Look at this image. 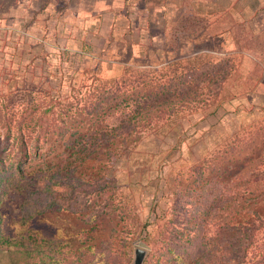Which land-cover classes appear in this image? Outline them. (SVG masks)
Returning <instances> with one entry per match:
<instances>
[{
	"label": "rangeland",
	"instance_id": "obj_1",
	"mask_svg": "<svg viewBox=\"0 0 264 264\" xmlns=\"http://www.w3.org/2000/svg\"><path fill=\"white\" fill-rule=\"evenodd\" d=\"M76 1L0 0V264H134L137 247L142 264H172L150 222L169 218L173 190L200 201L213 165L235 177L264 170V0H127L159 37L137 50L115 41L104 56ZM114 81L176 92L172 108L149 114L166 122L140 129L111 163L101 149L68 165L97 116L100 125L122 117L90 112ZM195 84L204 92L189 108ZM26 127L36 150L27 178L15 156ZM23 235L26 250L7 240Z\"/></svg>",
	"mask_w": 264,
	"mask_h": 264
},
{
	"label": "trees",
	"instance_id": "obj_2",
	"mask_svg": "<svg viewBox=\"0 0 264 264\" xmlns=\"http://www.w3.org/2000/svg\"><path fill=\"white\" fill-rule=\"evenodd\" d=\"M193 82L194 79H190V83ZM140 84L143 82H133L131 89H124L122 81H114L108 92L105 83L104 88L108 95L105 92L99 101H91L93 109L90 112H96L97 116L101 110L108 113L121 110L122 117L117 122L103 121L104 124L100 125L102 122L97 116L93 121L95 132L87 138L75 140L70 145L73 149L67 151L68 165L77 161L82 163L87 157L93 161L100 156L97 151L101 149L107 151V160L111 163L125 149L142 140V135L138 133L140 129L161 126L166 122L149 114L165 112L172 108L171 98L176 96V92L170 93V89L164 85L159 89L153 83H144L142 87ZM201 92L198 85H191L184 92L185 96L191 99L185 106L195 108L193 102ZM203 97L212 100L210 93H205ZM177 110L176 108L173 112ZM100 129L103 131L100 132ZM31 143L26 127V147L15 154L18 155L20 172H23L22 166L26 163V178L30 173L28 166L33 164L35 159L36 150H33L34 145ZM78 145L80 147L75 149L74 146ZM92 146L93 149L86 150ZM2 158L0 155V160ZM8 158H4V161ZM211 173L213 176L206 177V182L204 181L206 193L202 194V200L193 201L186 195L187 189L180 187L176 191L173 190L169 218L162 221L160 215L156 214L150 222L157 226L162 249L174 259L172 264L264 263V233L261 235L264 229V170L252 171L247 177H235V173L230 169L215 170L213 165ZM52 176L54 183L60 184L61 177L56 171H52ZM41 178L42 176L38 175L33 182L37 183ZM3 179L0 177V181ZM29 187L26 184V194L39 195L33 193L36 189ZM50 189L54 190L51 187ZM26 213L33 214L31 208H27ZM7 240L23 246L26 250V235L22 238L10 237Z\"/></svg>",
	"mask_w": 264,
	"mask_h": 264
},
{
	"label": "crops",
	"instance_id": "obj_3",
	"mask_svg": "<svg viewBox=\"0 0 264 264\" xmlns=\"http://www.w3.org/2000/svg\"><path fill=\"white\" fill-rule=\"evenodd\" d=\"M29 1L26 0V2ZM73 6L77 10L78 19L86 25L84 32L92 35L90 41L94 36L97 39L94 49L103 51V53L99 52L103 56L115 46L113 44L115 41L123 44L124 51L127 45L137 50L141 49V43L145 40L156 41L159 37V34L152 35L148 22L139 24V20L129 12L135 7L131 6L127 0H77Z\"/></svg>",
	"mask_w": 264,
	"mask_h": 264
},
{
	"label": "water",
	"instance_id": "obj_4",
	"mask_svg": "<svg viewBox=\"0 0 264 264\" xmlns=\"http://www.w3.org/2000/svg\"><path fill=\"white\" fill-rule=\"evenodd\" d=\"M146 253V249L142 247H137L134 264H142L145 259Z\"/></svg>",
	"mask_w": 264,
	"mask_h": 264
}]
</instances>
